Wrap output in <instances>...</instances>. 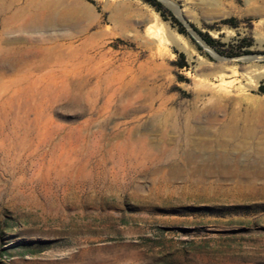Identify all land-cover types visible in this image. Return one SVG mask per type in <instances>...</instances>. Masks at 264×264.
I'll return each mask as SVG.
<instances>
[{
  "label": "rangeland",
  "instance_id": "1",
  "mask_svg": "<svg viewBox=\"0 0 264 264\" xmlns=\"http://www.w3.org/2000/svg\"><path fill=\"white\" fill-rule=\"evenodd\" d=\"M31 1L60 22L0 17V264H264V0Z\"/></svg>",
  "mask_w": 264,
  "mask_h": 264
},
{
  "label": "bare ground",
  "instance_id": "2",
  "mask_svg": "<svg viewBox=\"0 0 264 264\" xmlns=\"http://www.w3.org/2000/svg\"><path fill=\"white\" fill-rule=\"evenodd\" d=\"M47 5L42 4V2H33L31 0H26L21 6L17 0H0V17L5 14H10L13 20H17L21 17H25V22L22 25L26 30H40L48 27L57 25L60 21L56 17L55 13L51 10H47ZM40 9H44L48 12L46 17H37L35 14L38 13ZM34 13V15H30ZM4 55L10 54L8 51H4ZM2 58V57H1ZM1 62V61H0ZM9 62V61H8ZM20 62V61H19ZM24 62V61H23ZM3 64V63H2ZM20 67L17 64L16 66L7 65L2 66L0 63V79H4L9 76V74L17 73ZM254 79H263L264 78V68H261L259 71H253ZM249 80V79H248Z\"/></svg>",
  "mask_w": 264,
  "mask_h": 264
},
{
  "label": "trees",
  "instance_id": "3",
  "mask_svg": "<svg viewBox=\"0 0 264 264\" xmlns=\"http://www.w3.org/2000/svg\"><path fill=\"white\" fill-rule=\"evenodd\" d=\"M145 1L148 2L149 4H151L155 9H157V11L161 10V5H160L159 3H155V2H153L152 0H145ZM171 19H172V21H173L175 24H177L178 26L181 27V25L177 22V20L174 19L172 16H171ZM196 32L199 34V36L202 37V39L204 40V42H205L208 46H210V47H214V46H215L216 42H215L213 39H211L210 37H208V36H206V35H202V34L199 33L198 31H196ZM179 33H181V34H183V35H186V32H185V30H184L183 28H180ZM183 66H185V65H183ZM259 93L262 94V95H264V87H260V89H259Z\"/></svg>",
  "mask_w": 264,
  "mask_h": 264
},
{
  "label": "water",
  "instance_id": "4",
  "mask_svg": "<svg viewBox=\"0 0 264 264\" xmlns=\"http://www.w3.org/2000/svg\"><path fill=\"white\" fill-rule=\"evenodd\" d=\"M162 3V2H161ZM174 14V13H173ZM180 20V19H179ZM180 21H182V20H180ZM183 25L185 26V28L188 30V32L191 34V36L193 37V38H195L196 40H197V38H199L198 37V35L197 34H195V32L191 29V27H189V26H187L186 24H184V22H183ZM197 37V38H196ZM200 39V38H199ZM201 40V39H200ZM197 42L200 44V42L197 40ZM203 42V41H202ZM203 44L206 46V47H208L207 46V44L205 43V42H203ZM200 46L201 47H203L201 44H200ZM209 48V47H208ZM207 52V51H206ZM212 58H214V59H216V58H218L220 61H223L224 59H222V58H219L218 56H214V55H212L211 53H209V52H207ZM249 58V57H248ZM243 61H245V60H243Z\"/></svg>",
  "mask_w": 264,
  "mask_h": 264
}]
</instances>
